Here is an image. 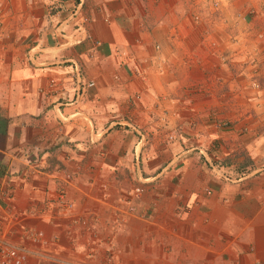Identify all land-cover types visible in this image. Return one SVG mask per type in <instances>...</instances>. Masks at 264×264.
I'll use <instances>...</instances> for the list:
<instances>
[{"label":"crops","instance_id":"0c3cea01","mask_svg":"<svg viewBox=\"0 0 264 264\" xmlns=\"http://www.w3.org/2000/svg\"><path fill=\"white\" fill-rule=\"evenodd\" d=\"M0 245L264 264V0H0Z\"/></svg>","mask_w":264,"mask_h":264},{"label":"built area","instance_id":"2783aa9c","mask_svg":"<svg viewBox=\"0 0 264 264\" xmlns=\"http://www.w3.org/2000/svg\"><path fill=\"white\" fill-rule=\"evenodd\" d=\"M214 4L217 0H211ZM0 264H30L25 253L18 248L0 245Z\"/></svg>","mask_w":264,"mask_h":264}]
</instances>
